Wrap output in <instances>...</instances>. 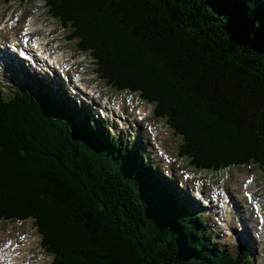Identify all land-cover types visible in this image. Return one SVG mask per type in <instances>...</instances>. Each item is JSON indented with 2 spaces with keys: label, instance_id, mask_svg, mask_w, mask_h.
Masks as SVG:
<instances>
[{
  "label": "trees",
  "instance_id": "obj_1",
  "mask_svg": "<svg viewBox=\"0 0 264 264\" xmlns=\"http://www.w3.org/2000/svg\"><path fill=\"white\" fill-rule=\"evenodd\" d=\"M46 2L116 89L184 136L190 168L264 172L261 0ZM37 96L0 98V220L34 218L59 264H232L135 151Z\"/></svg>",
  "mask_w": 264,
  "mask_h": 264
},
{
  "label": "rangeland",
  "instance_id": "obj_2",
  "mask_svg": "<svg viewBox=\"0 0 264 264\" xmlns=\"http://www.w3.org/2000/svg\"><path fill=\"white\" fill-rule=\"evenodd\" d=\"M39 4H41L40 1H20V3H17L16 0H14L12 3L8 5H3V2L0 0V22L4 20V17L6 14H10L11 12L15 14V17L12 19V21L6 26L5 28L7 29L9 27V30L5 31V35L3 36V39L1 38L0 40H4V42H8L11 38H9L13 33H19L20 29L23 28V25H25V22H28L30 19H27L29 16H37L42 14V10L39 8ZM4 10L3 14L2 11ZM36 11L34 14L33 12ZM20 16L23 18L21 23H15V21L20 18ZM41 16H38L37 23L40 22ZM34 25V24H32ZM31 25V26H32ZM14 26L13 32L10 30V28ZM29 28H32V27ZM1 27V26H0ZM33 30H37L36 28H32ZM22 33V31L20 32ZM19 33V34H20ZM13 36H17L14 34ZM12 37V36H11ZM21 37V36H18ZM9 42H12L11 40ZM10 76V75H9ZM5 87H3V93L6 97H11L13 92L18 90V86L13 84L12 82L9 81L8 77H4V83L1 84ZM108 97H111L114 101V103H123L127 108L131 104L132 105V111L134 112L137 108V106L143 107L144 103L137 99V103L133 104L130 100V97L127 93H113L112 91H109L107 93ZM148 108V107H147ZM152 119H147L148 123H151ZM156 122V120H154ZM143 135H149V134H157L156 127H153V130H147L145 126V130L142 132ZM138 138V140L136 139ZM125 139V138H124ZM141 137H134L130 140V143L133 144L135 141H139ZM181 161V160H180ZM162 163V162H161ZM167 165H164V168ZM170 168L171 171H169L172 175H170L171 180H175V183L178 188L184 189L187 193L189 192L188 190H191L190 187H194L196 184H199L204 192L207 191H226V193L230 196V194H235V192H232V189L235 188L237 185H241L244 179L254 176L255 173H258L257 176V183L261 182L262 178L264 176L257 170V167L255 166H246V167H236V168H231V171L229 172H224V173H217V174H201L199 176L204 177V178H199L195 177L194 180H189V178H184V169L186 168V165L184 162L181 161V165L178 167L176 162L173 163V161L170 163ZM166 171L169 170L165 168ZM230 170V169H227ZM166 173V172H165ZM168 173V172H167ZM263 176V177H262ZM242 181V182H241ZM246 181V180H245ZM254 183V182H253ZM248 185V184H246ZM186 186V187H185ZM189 186V187H188ZM244 186V185H243ZM242 186V187H243ZM241 189V186H239ZM264 190V188H263ZM239 191V189H238ZM211 193V192H210ZM238 202V201H236ZM241 211V210H240ZM211 212L208 211H203L199 216L203 218V220L206 223V229L210 230H216L219 229V226L216 225L214 215L211 214V220H208L207 216ZM240 214V212H239ZM245 222V221H241ZM233 224V223H232ZM33 232V224L32 220L28 219L27 221L20 223L19 221H4L0 222V250L2 251L3 247H7V242L11 245L13 242L17 243L20 242L23 236H26L27 233ZM38 237V241L40 243V237L36 233ZM220 240H225V232L222 231L219 233V236H217ZM31 248L34 245V240L31 239ZM3 245V246H2ZM9 247V246H8ZM29 248V249H31ZM38 249V248H37ZM29 251V250H28ZM42 251V250H41ZM251 256L254 258L253 251L250 250ZM42 255L40 251L36 252L35 257H38ZM44 261L39 262V264L43 263ZM255 264V263H253Z\"/></svg>",
  "mask_w": 264,
  "mask_h": 264
},
{
  "label": "bare ground",
  "instance_id": "obj_3",
  "mask_svg": "<svg viewBox=\"0 0 264 264\" xmlns=\"http://www.w3.org/2000/svg\"><path fill=\"white\" fill-rule=\"evenodd\" d=\"M32 28H34V25H32L31 26ZM32 28H29L31 31H36V30H33ZM5 28L1 31V29H0V39L1 38H3V36L5 35ZM12 31H13V28H12ZM20 35H22V33H20ZM21 38V37H20ZM15 40V36H13L12 35V37H11V41H14ZM7 43H11V42H7ZM122 108V107H121ZM113 109H117V106H115ZM110 110H111V108H110ZM142 116H144V115H142ZM137 140H138V138H136ZM242 182V181H241ZM243 182H246L245 181V179H244V181ZM242 182V183H243ZM239 186H241V189H240V187ZM243 185L241 184V185H238V189H239V191H238V189L236 188L237 187V185L235 186V188H233L232 189V192H235V194H232L231 196H232V206L234 207L233 208V210H232V212L224 219V221L227 223L226 224V227H230V226H232L233 224H232V217L234 216V213L236 212V209L238 208V207H241V202H243V200H244V198H243V190H248V188H250V189H252V186L249 184V185H244L243 187H242ZM212 193V192H211ZM208 194H210V193H208ZM205 199V198H204ZM236 201H238V202H236ZM220 204L221 205H224L223 204V197H221L220 198ZM231 205H230V203H229V205L227 206V208L228 207H230ZM227 208L225 209V210H227ZM241 210V211H240ZM239 212H240V216H239V221H247L248 220V218H247V214H246V212L244 211V209H239ZM256 221V220H255ZM252 228V226H250L249 225V229H251ZM263 234H264V228H263ZM31 240L30 241H28V243L25 245V246H20L17 250H15V249H12V247L14 246H7L6 248L5 247H3L2 248V251L0 250V257H6V258H10V257H12L13 259H15V258H20L19 260H22V258H25V257H28V255H29V251L28 250H30L29 248H31ZM1 245V244H0ZM8 245V244H7ZM3 246V245H2ZM0 248H1V246H0Z\"/></svg>",
  "mask_w": 264,
  "mask_h": 264
}]
</instances>
